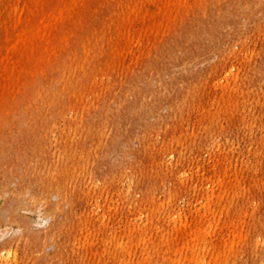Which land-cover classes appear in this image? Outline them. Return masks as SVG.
Segmentation results:
<instances>
[{
  "label": "rangeland",
  "instance_id": "374dc122",
  "mask_svg": "<svg viewBox=\"0 0 264 264\" xmlns=\"http://www.w3.org/2000/svg\"><path fill=\"white\" fill-rule=\"evenodd\" d=\"M256 3L92 0L69 46L20 64L3 48L25 44V25L63 26L72 6L0 0V207L67 198L54 222L3 228L0 264H264ZM180 43L218 52L186 68Z\"/></svg>",
  "mask_w": 264,
  "mask_h": 264
},
{
  "label": "bare ground",
  "instance_id": "6f19581e",
  "mask_svg": "<svg viewBox=\"0 0 264 264\" xmlns=\"http://www.w3.org/2000/svg\"><path fill=\"white\" fill-rule=\"evenodd\" d=\"M90 1L92 0H57V3L59 6H62V9H67L68 5L72 6L71 12H66L61 17V24L63 26L57 27L53 26L52 28L48 29H41L36 23L32 27H28V25H25L23 27V30L26 32V42L22 45H8L7 47H4L3 50H9L12 53V57L14 61L22 63H27L29 60V55H36L38 57L39 55L43 54L44 56H48V58H54L57 54V51L59 48L62 47V44L66 43L67 46H69V39H68V32L66 27L71 23V21L74 19L75 14H80L81 8L83 6L89 5ZM220 1V0H219ZM259 1V0H258ZM257 7L254 8V11H258L260 8H263L264 6L260 5L261 3H256ZM95 6L88 7V13L90 14L89 17H93ZM90 10V12H89ZM254 12V13H255ZM259 14V13H258ZM264 14V11L262 12V15ZM246 16V15H245ZM237 19L230 21H226L225 26H229L230 28L235 27L238 25L236 22ZM217 24V23H216ZM220 27V26H219ZM219 27L216 28L219 30ZM71 33L73 34V30L71 29ZM185 39V38H184ZM180 49H184L182 56L178 59V65L184 66L188 68L190 65L194 66L197 65L204 60H206L208 57V54L212 51L218 52L217 48L215 50L209 49L206 52H203L200 50V44L198 45H192L189 46L191 48V53L187 55V44L180 43ZM214 48V47H213ZM205 51V50H204ZM188 56V57H187ZM207 58H205V57ZM208 60V59H207ZM256 66L262 67L260 75L258 77L255 76L256 79L259 80L262 84H264V51L262 52L260 59L256 62ZM163 71V68H162ZM258 71V69H257ZM128 123V122H127ZM129 124V123H128ZM122 130L123 135L125 137L123 142H126L129 140V129L128 125H125L124 122H122ZM114 135L112 132L109 131V134L105 136L104 139H102L101 144L99 145V149L95 151L96 159L91 162L90 166L93 169L94 172H99L101 175L103 174L101 171V160L102 158L109 153L107 151L108 146H115V139L113 137ZM127 138V139H126ZM121 146V145H120ZM117 148V150L113 151V153L116 154V152H121L122 149ZM123 147V146H122ZM116 147H113L111 150H113ZM126 148V143H125ZM105 175V174H104ZM27 193V191H26ZM28 197V195H26ZM1 197V196H0ZM20 198V197H19ZM58 199L57 201H55ZM56 199L54 198V201H48L44 205L40 206H31L28 201L26 200H11L7 202V205L5 207H0V233L3 228L5 227H13L18 230H23L29 227L30 224L36 222L41 224V222L45 221L46 224L51 222V220L54 222L55 214L60 212V208L62 206L63 201H67V198H65L64 194H58ZM43 203V202H42ZM50 203V204H49ZM36 226V224H35ZM37 227V226H36ZM8 255L11 253H7Z\"/></svg>",
  "mask_w": 264,
  "mask_h": 264
}]
</instances>
